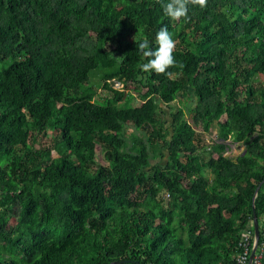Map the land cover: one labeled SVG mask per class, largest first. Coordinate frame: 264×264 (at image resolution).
Segmentation results:
<instances>
[{"label":"trees","instance_id":"trees-1","mask_svg":"<svg viewBox=\"0 0 264 264\" xmlns=\"http://www.w3.org/2000/svg\"><path fill=\"white\" fill-rule=\"evenodd\" d=\"M167 2L0 0V264H235L261 229L264 0ZM162 26L175 63L142 71Z\"/></svg>","mask_w":264,"mask_h":264},{"label":"clouds","instance_id":"clouds-1","mask_svg":"<svg viewBox=\"0 0 264 264\" xmlns=\"http://www.w3.org/2000/svg\"><path fill=\"white\" fill-rule=\"evenodd\" d=\"M186 2L187 0H168L167 3L162 5L163 11L172 19L185 16L187 12ZM192 2L198 3L201 6L204 4V0H192ZM156 41L159 46L155 49L149 48V41L147 39L140 40L137 45L144 57H151L146 63L140 65L142 71L152 69L158 73L165 72L167 66L175 63L172 56L174 41L170 37L166 27L162 26L156 33Z\"/></svg>","mask_w":264,"mask_h":264},{"label":"rangeland","instance_id":"rangeland-1","mask_svg":"<svg viewBox=\"0 0 264 264\" xmlns=\"http://www.w3.org/2000/svg\"><path fill=\"white\" fill-rule=\"evenodd\" d=\"M114 86L115 87H121L122 86V83L120 81H118V82H116L114 84ZM98 88H99V92L100 93L103 92V88H101V85H98ZM187 101H190V99L187 98V97L180 96L177 100H175L171 104V107L170 108L165 107V106H162L163 109L160 111V117H161V119L163 120V122L165 123L166 127L169 130H172V128H171L172 127V124H173L172 114L173 113H176L180 108H184ZM139 102H140V98L137 97L136 95L130 101L131 104H138ZM189 121H190V119H189ZM132 130H133L132 128H128L127 129V133H130ZM51 138H52V132L49 134V136H47V138L43 142H45V143L48 144L50 142ZM215 138H216V131L215 130H213L211 134H208L207 135V138L205 140L207 142V146L205 147V149H201L200 150V153L202 155V161L206 162V161L209 160L210 154L208 152H206V151H209V149H210L209 145H210L211 141L213 139H215ZM243 149H244L243 146H240L239 144H235L233 142H229L228 143V150H227L226 155L235 158L236 156H238L243 151ZM53 154H54V156H57L56 151H54ZM97 161L100 162V163H105L103 154L101 152L100 145H97ZM163 161H166V157L163 159ZM206 175L210 179L213 178L211 172L208 171V170H206ZM164 197L167 198V195L164 194ZM13 225L20 227V221L18 219H15Z\"/></svg>","mask_w":264,"mask_h":264},{"label":"built area","instance_id":"built-area-1","mask_svg":"<svg viewBox=\"0 0 264 264\" xmlns=\"http://www.w3.org/2000/svg\"><path fill=\"white\" fill-rule=\"evenodd\" d=\"M257 243L254 228L247 231L239 242L240 253H238L235 264H249L251 252ZM264 220L260 229L258 247L251 264H264Z\"/></svg>","mask_w":264,"mask_h":264},{"label":"water","instance_id":"water-1","mask_svg":"<svg viewBox=\"0 0 264 264\" xmlns=\"http://www.w3.org/2000/svg\"><path fill=\"white\" fill-rule=\"evenodd\" d=\"M261 185H262V184H260L259 187H258L257 190H256V193H255V196H254V200H255L256 197H257V194H258V191H259ZM253 208H254V214H255V207H253ZM254 232H255V237H256V241H257V243L255 244V247H254V249H253V251H252V253H251V256H250V263H249V264L252 263L253 257H254V255H255V253H256V250H257L258 241H259V238H260V228H259V223H258V220H257V216H256V215L254 216ZM112 264H129V262H126V261H122V262H120V261H115V262H113Z\"/></svg>","mask_w":264,"mask_h":264},{"label":"crops","instance_id":"crops-1","mask_svg":"<svg viewBox=\"0 0 264 264\" xmlns=\"http://www.w3.org/2000/svg\"><path fill=\"white\" fill-rule=\"evenodd\" d=\"M263 262H264V259H263Z\"/></svg>","mask_w":264,"mask_h":264}]
</instances>
